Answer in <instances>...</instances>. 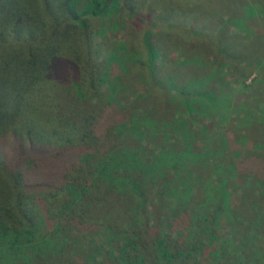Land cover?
<instances>
[{"label": "trees", "instance_id": "16d2710c", "mask_svg": "<svg viewBox=\"0 0 264 264\" xmlns=\"http://www.w3.org/2000/svg\"><path fill=\"white\" fill-rule=\"evenodd\" d=\"M200 1L198 14L212 3ZM224 2L241 10L227 14L228 28L250 32V23L264 18V0ZM134 7L135 0H0V264H64L63 243L76 239L71 228L103 232L88 246L92 264H264L263 124L254 140L221 130L198 134L197 126L215 119L201 115L217 107L210 84L216 71L206 78L175 74L176 80L166 66H155L148 46V66L137 59L126 64L127 57L122 63L113 50L103 58L92 43L90 19ZM256 30L249 43L264 67V28ZM74 40L83 48L81 61L75 51L65 54ZM139 67L149 69L155 92L148 96L155 102L131 101L135 82L126 74ZM99 95L107 101L91 107ZM132 104H141V114H128ZM239 105L214 112L224 109L217 115L222 119L237 114ZM158 136L173 144L165 141L158 151L144 145ZM196 137L217 139V163ZM203 170L206 177L184 193L181 183L192 176L197 181ZM208 173L221 178L217 184L209 178L212 190L204 184ZM253 192L257 207L249 202ZM166 199L175 209L172 218L164 214Z\"/></svg>", "mask_w": 264, "mask_h": 264}, {"label": "rangeland", "instance_id": "374dc122", "mask_svg": "<svg viewBox=\"0 0 264 264\" xmlns=\"http://www.w3.org/2000/svg\"><path fill=\"white\" fill-rule=\"evenodd\" d=\"M222 2L218 3V0H212V3L209 2V4H207V10L199 11L198 14L196 12L197 5L201 3V1L198 2V0H135L136 7H134L131 12L128 13L124 10L120 15L110 19L103 18L99 20L98 18H93L90 19L88 26L94 32L92 43L96 44L104 51L103 58L108 56L113 50L116 55L121 56L120 62L127 57L129 61L125 62L126 64L132 65L133 60L137 59L140 63L139 66H148V46L155 52V56L157 55V58L154 60L155 66H166L168 72L176 76V80H179V76L175 74L183 75V73H185L189 75L192 73L194 77L203 75L206 78L211 75L210 73L216 71L217 76L213 81L210 80V84H215L217 88L218 97H216L217 99L214 97V100L218 102L217 107L208 112L209 115H201L206 121L215 119L211 126L208 124L197 126L198 134L204 130L203 134L208 133L213 135L221 130L225 135H243L254 140L255 137L262 132L260 128H256L257 124H263L264 126V67L259 66V63L254 58L257 50L251 48L249 39H251V36L259 34L256 29L262 30V28H264V18L263 20L252 21L250 23L252 25L250 32L249 28L245 29V32L235 30L232 27L228 28L226 25L227 14L239 15L241 10L240 7H233L230 3ZM202 14L206 16L203 17L201 16ZM260 22L262 25L259 26L256 24ZM196 28H198V31L202 34H196ZM77 30H80V28H77ZM82 37L83 36H81V38ZM70 38L73 37L70 36ZM75 42L77 44L74 43L72 48L65 49L64 51L67 52L65 54L74 51L79 53L81 61L83 58V51L81 50H83V48L80 47V43H78L77 40ZM119 46H122L124 49L121 50ZM101 58L102 56L100 60H102ZM95 60L98 61V57H96ZM138 70L142 71L140 72ZM138 70L135 69L134 71L136 72L132 75L131 73H127V79L125 78L126 81L129 82V79L132 77L135 82L134 88H132L133 99L131 101L136 103L139 98V102L143 101V104H145V102H150V100L155 102V97H149L151 94L154 96L155 92V85L149 78V69L139 67ZM114 77L109 79L114 81ZM219 78L222 80L221 82H218ZM181 79L183 80V76ZM120 81L122 83V77ZM211 88L213 87L211 86ZM137 90L140 93L137 92ZM115 95L116 93H114V97ZM102 96L99 95L97 99L92 100L88 104L93 107V103L97 101L98 103L95 105V108L98 109L102 103L104 104V102L107 101L105 97ZM122 104L124 103L121 100L119 102V109L121 110L124 108ZM238 105L237 114L230 115L232 118L231 123L230 116L223 115L222 119L217 116L224 109L214 112V110L220 107L226 108L225 110H227L228 108L237 107ZM132 106L133 107L130 109L132 111L128 114H141L140 111L143 110L141 104L139 106H137V104H132ZM249 113L251 116L253 115L254 118L249 119L248 122L245 119V115ZM236 120H239V122L236 123ZM253 129L257 131L256 135L253 133ZM184 134L186 133H182V141ZM123 137L126 136L123 134L118 138ZM167 138L169 137L158 136L147 142V139L143 141L144 145H148L149 148H155L156 151H158L163 148L166 143L165 141H169L170 144H173V140ZM196 138L199 139V137ZM200 138V142H202L207 151L210 152L212 157L211 161L217 163L221 158V150L212 149V145H215L214 140L217 139L213 138L211 140L208 137ZM190 139L195 140L193 137ZM222 145L225 148L228 146L227 143H222ZM239 150L243 155L248 152L247 147L239 148ZM214 168H217V166ZM224 171L226 172V170ZM224 171L223 174L226 179V173ZM204 172L203 170L200 175L196 176L197 181L192 176L188 184L186 183L187 180L181 183L184 193L186 190L187 192L192 189L195 190V182L200 181L203 176H205ZM209 174L210 173L207 174L208 177L204 184L207 186L206 189L212 190L213 184L209 178H213L215 184H217L215 180L220 182L221 178L215 174L214 176H210ZM171 177L169 178L172 180L173 177ZM184 179L185 178H183V180ZM171 180L170 185L173 184ZM188 196L189 194H184L183 198L186 200ZM254 196V192L250 193L251 200L249 202H254V206L257 207L259 204L255 202L256 196ZM262 199L263 197L258 198V202H261ZM176 200L177 199H175V202ZM163 203L165 205L163 207L164 214H166V216L168 215V218H172L175 212L174 207L169 205L167 199L163 200ZM260 208L264 209V207ZM251 217L253 216L251 215L250 218ZM237 225H240V223ZM162 226L165 227L166 224H162ZM261 228V232H264V223H261ZM71 230L76 236V239L70 242V245L69 240H65V243H63L65 255L63 256L62 262L64 264H92L90 260H93V253L89 251L88 246L92 240H95L94 244H97L95 242L98 241L101 234L103 235V232H101V230L97 233L90 231L88 234L85 231L81 233L77 232L74 228H71ZM91 233L95 236H91ZM76 253L78 254V259L75 257V262L73 263L71 261ZM237 257L238 255L235 254L231 259L237 261ZM215 258L216 257L213 258L212 263L216 262ZM36 264L60 263L54 259L50 261L40 259Z\"/></svg>", "mask_w": 264, "mask_h": 264}]
</instances>
